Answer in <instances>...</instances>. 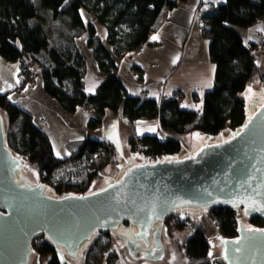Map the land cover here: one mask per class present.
Segmentation results:
<instances>
[{"label":"trees","instance_id":"obj_1","mask_svg":"<svg viewBox=\"0 0 264 264\" xmlns=\"http://www.w3.org/2000/svg\"><path fill=\"white\" fill-rule=\"evenodd\" d=\"M175 6L176 2L171 0H0V58L20 64L22 84L33 80L34 72L28 66L36 64L45 93L68 113H74L78 107L91 108L98 115H103L105 110L120 112L130 126L131 152L152 161L179 155L187 151L185 136L197 133L217 137L213 140L217 141L220 133L241 126L249 113L241 95L253 79H258L264 89V71L253 54L260 47L246 46L237 31L264 22V0H226L225 4L198 10L201 34L208 41L209 59L215 64L214 85L205 93L200 111L183 108L176 100L177 93L171 99L158 101L129 96L121 80L112 75L116 69L114 58L80 15L84 10L106 27L108 44L119 59L144 45L163 10ZM84 32L90 35L87 45L93 50L95 62L107 75L93 95L85 91V61L74 43ZM0 113L6 147L14 156L35 166L39 182L52 195L61 197L58 188L66 180L80 182L83 187L80 192L86 194L91 192L94 181L109 179L105 168L114 161L111 151L109 161L101 167V175L78 166L84 157L91 159L104 143L86 138L61 160L54 156L46 133L35 125L29 113L13 104L7 94L0 93ZM139 119H156L159 134L138 137L134 122ZM100 123L98 118H92L88 128L96 129ZM59 171L63 177L54 180ZM55 184L59 186L57 189ZM206 211L216 235L236 236L238 222L234 210L217 207ZM164 224L170 231L174 228L187 235L179 242L187 264H211L206 221L169 215ZM32 248L39 256L46 257L45 264H62L43 235L32 241ZM95 262L99 264L100 258Z\"/></svg>","mask_w":264,"mask_h":264},{"label":"water","instance_id":"obj_2","mask_svg":"<svg viewBox=\"0 0 264 264\" xmlns=\"http://www.w3.org/2000/svg\"><path fill=\"white\" fill-rule=\"evenodd\" d=\"M259 91L246 101L248 108ZM262 98L241 126L228 135L220 133L217 141L193 135L184 140V154L155 161L127 157L91 192L61 197L30 179L26 160L6 147L0 113V264H38L32 241L41 235L61 258L63 250L74 256L97 231L123 222L137 230L133 239L124 236L123 245L112 238L131 264H167L172 250L162 224L175 212L198 219L213 208H241L247 217L264 219V92ZM149 238L153 247L145 251L146 260L139 253L133 259L142 250L138 243L147 244ZM208 239L214 242L211 257L223 264H264V231L239 222L235 237Z\"/></svg>","mask_w":264,"mask_h":264},{"label":"crops","instance_id":"obj_3","mask_svg":"<svg viewBox=\"0 0 264 264\" xmlns=\"http://www.w3.org/2000/svg\"><path fill=\"white\" fill-rule=\"evenodd\" d=\"M171 1L176 2V6L163 10L156 21L155 30L150 33L148 41L141 46L142 49L139 47L119 59L108 44L106 27L95 21L84 10L80 11V15L86 26L93 27L94 36L114 58L116 69L112 75L121 80L129 96L158 101L161 98L171 99L177 93L182 96L183 108L200 111L205 93L212 90L214 85L215 64L209 59L208 41L201 34L199 11L210 6L225 4L226 0ZM237 31L246 46L258 45L259 54L264 58L262 51L264 22ZM153 36L157 39L153 40ZM89 38V33L84 32L75 38L74 43L85 61V91L93 95L107 75L101 72L95 62L93 50L87 45ZM257 62L261 65L262 60ZM28 67L34 72V78L22 84L20 64L0 58V93L7 94L13 104L32 116L35 125L48 136L56 158L66 159L84 139L90 138L100 143H107L113 149L114 161L105 168V173L126 162L127 157L139 160V154L130 151L128 144L130 126L120 112L116 114L105 110L103 115H98L91 108L78 107L74 113H68L55 99L45 93L39 67L36 64ZM131 71L137 72L140 76L132 75ZM255 81L260 88L258 79ZM245 91L241 95L243 99H245ZM48 110H50V122L45 118H49ZM39 111H42V114ZM92 118H98L101 122L96 129L88 128V121ZM134 128L138 137L159 134L156 119L136 120ZM196 134L185 136L183 140ZM201 136L204 141L208 139V136Z\"/></svg>","mask_w":264,"mask_h":264},{"label":"rangeland","instance_id":"obj_4","mask_svg":"<svg viewBox=\"0 0 264 264\" xmlns=\"http://www.w3.org/2000/svg\"><path fill=\"white\" fill-rule=\"evenodd\" d=\"M258 50L259 49L255 50L254 56H255V59L257 61L262 60V63L260 66H261L262 70L264 71V58H261V55L259 54ZM262 51H263V56H264V50L262 49ZM257 83L258 82L255 81V79H253L251 84L248 86L247 91H245V94H244V98L246 101L252 98V94H253L254 90H256V89L261 90L260 88H262V87L260 86V88H258ZM249 89H251V91H249ZM39 113L42 114V111H39ZM47 114H48L49 118H47V117H45V118L50 122V110L47 111ZM229 132L225 131L224 134L228 135ZM195 136L202 138V136L199 134H196ZM208 139L214 140L215 137L214 138L208 137ZM185 149H187V148L185 147ZM184 153H185V151L183 150L179 153V155L184 154ZM138 158H139V160H143V159L145 160V158L142 154H139ZM24 169L28 172L30 179L34 180L36 183H38L40 181L38 178L37 170H36L35 166L28 164V162L26 161V164L24 165ZM62 171H59L60 173L55 176L54 180L58 179L61 176L63 177ZM101 181L102 180H98L95 183L93 182L92 188L95 185H98ZM203 213L204 214L201 215L198 219L192 218V214H190L188 216V218L190 220H193L196 222L206 221L207 226H208V234H207L208 238L215 237L216 232H217L215 229V226H214V224L210 223L209 220H207V211H204ZM171 224L173 225V220H172ZM167 227L169 229V226L163 223V238H164V241L166 242V244H168L169 247L171 248L172 252L169 255V258L166 259L165 262L167 264H187V260L182 256V253H181V250L179 247V242L181 240H183V238L186 237L187 235L185 234L184 231L174 230V228H171V231H170V229L167 230ZM209 243H210L209 253H211V255H209V258L211 260L213 259L215 264H220L221 262H218L217 258H215V256L211 257L212 253H213V250L211 248L214 247V242H211V240H209ZM34 255H37V253H34ZM98 257L100 258L99 264H131L129 259L122 254L119 246L114 242L112 235H108V238H105V237L102 238V236H101V238L96 243V247L92 250V252L88 256L85 254L84 260L80 261L79 264H97L95 262V260H98ZM45 260H46V257H42V256L38 255V264H45L46 263ZM61 262H62V264H78L77 262H74V261H68L65 258L64 259L62 258ZM140 264H150V263L141 262Z\"/></svg>","mask_w":264,"mask_h":264},{"label":"flooded vegetation","instance_id":"obj_5","mask_svg":"<svg viewBox=\"0 0 264 264\" xmlns=\"http://www.w3.org/2000/svg\"><path fill=\"white\" fill-rule=\"evenodd\" d=\"M263 92H264V89L260 90L259 91V96L255 100L251 101L252 104H251L250 108L248 109L249 113L253 111V109L255 108V106L257 104L262 102V100H263V98H262ZM211 141H213V140H211ZM109 178H111V177H109ZM27 182H30V181L27 179ZM230 209L234 210L236 212V214H238L237 218H236V221L238 223L241 222L243 224L244 228H248L250 230H255V231L256 230L257 231L258 230L264 231V219L263 218H260V217H247V216H245V214H244V212H243V210L241 208H230ZM199 211H202V210H199ZM190 213H191V211H190ZM172 215H178L179 217L185 216V215H182V213H180V212H175ZM136 231L137 230H135V228L132 227L131 224L127 223V222H123L117 228L109 230V231H97L85 244H82V245L79 246L78 251L76 252V254L74 256H73V254H69V253H67L66 251L63 250V257L62 258L64 259V258L67 257V258H69L71 260H79V261L83 260V256L85 254L88 256L92 252V250L96 247V243L101 238V236H102V238L103 237L108 238V235H112L113 234V235L117 236L119 239H121L123 241V245H124L123 237L127 236V237H129L132 240L133 239V234L136 233ZM237 232H238V225H237L236 235H237ZM150 238L148 239V243L147 244H145L143 242H139L138 243L141 246L142 250L141 251L138 250L136 252V257L133 258V259H138L137 255L139 253V256L141 257V259L146 260V259L142 258L144 255H149V254H145V251L151 250L152 247H153V243H151ZM44 240L49 244V242L45 238H44ZM53 249L55 250V248H53ZM55 252H56V250H55ZM83 252H84V254H83ZM35 253H36V251H35ZM56 254H57V252H56ZM62 258L60 257L61 261H62ZM147 261H149V260H147ZM218 262H220V261H218ZM220 264H223V262H221Z\"/></svg>","mask_w":264,"mask_h":264},{"label":"built area","instance_id":"obj_6","mask_svg":"<svg viewBox=\"0 0 264 264\" xmlns=\"http://www.w3.org/2000/svg\"><path fill=\"white\" fill-rule=\"evenodd\" d=\"M140 49H142V47H140ZM132 75H139L137 72L135 71H131L130 72ZM181 95H177L176 100L179 102V104H181ZM136 147H138V144L136 145ZM112 147L111 145L104 143V147L98 148L97 151L93 154L91 159H87L86 157H84L82 159V163L78 164V166L80 167H86L88 169V171L93 174V173H97V175H101V167L104 166L109 160V158L112 156ZM108 160V161H107ZM107 161V162H106ZM66 180V179H64ZM65 183H62V186H58V184H55V188L57 189V187H59V192L61 194V196H63L65 194H74V195H81L83 194L82 192H80L83 187L82 184L80 182H77L76 180H66L64 181ZM90 189H92V186L90 187Z\"/></svg>","mask_w":264,"mask_h":264},{"label":"snow or ice","instance_id":"obj_7","mask_svg":"<svg viewBox=\"0 0 264 264\" xmlns=\"http://www.w3.org/2000/svg\"><path fill=\"white\" fill-rule=\"evenodd\" d=\"M206 2H207V0H206ZM152 39L155 40V39H157V37L153 36ZM249 91H251V89H249ZM153 131H154V129H153ZM234 243H239V241H234ZM209 255H211V253H209Z\"/></svg>","mask_w":264,"mask_h":264},{"label":"clouds","instance_id":"obj_8","mask_svg":"<svg viewBox=\"0 0 264 264\" xmlns=\"http://www.w3.org/2000/svg\"><path fill=\"white\" fill-rule=\"evenodd\" d=\"M146 160V159H145Z\"/></svg>","mask_w":264,"mask_h":264}]
</instances>
